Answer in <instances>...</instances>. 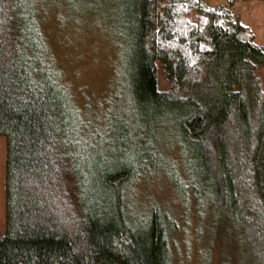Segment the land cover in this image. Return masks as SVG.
<instances>
[{"label": "trees", "instance_id": "trees-1", "mask_svg": "<svg viewBox=\"0 0 264 264\" xmlns=\"http://www.w3.org/2000/svg\"><path fill=\"white\" fill-rule=\"evenodd\" d=\"M237 1L62 0L116 23L125 105L98 119L48 55L42 1L0 0V264H171L172 218L140 207L136 185L174 164V136L182 194L204 196L250 263L264 264V45Z\"/></svg>", "mask_w": 264, "mask_h": 264}, {"label": "rangeland", "instance_id": "rangeland-1", "mask_svg": "<svg viewBox=\"0 0 264 264\" xmlns=\"http://www.w3.org/2000/svg\"><path fill=\"white\" fill-rule=\"evenodd\" d=\"M40 30L48 55L69 88L75 105L96 118H111L125 105L122 93V47L113 17L88 18L62 0H41ZM210 7L228 0H202ZM233 11L264 45V2L238 0ZM91 17V16H89ZM264 82V67L259 69ZM122 75V77H121ZM162 86L166 83L161 75ZM123 102V103H122ZM180 142L169 137L165 149L174 160L136 185L140 207L157 204L171 216V264H251L229 223L214 215V206L192 190L184 191ZM186 180V177H185ZM204 197V198H203ZM210 202V201H209ZM6 227V138L0 136V237Z\"/></svg>", "mask_w": 264, "mask_h": 264}]
</instances>
